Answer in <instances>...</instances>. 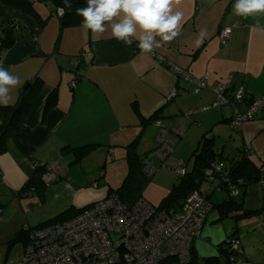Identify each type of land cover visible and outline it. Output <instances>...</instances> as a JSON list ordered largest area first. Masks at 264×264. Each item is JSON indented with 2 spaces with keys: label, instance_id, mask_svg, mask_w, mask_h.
I'll use <instances>...</instances> for the list:
<instances>
[{
  "label": "crops",
  "instance_id": "1",
  "mask_svg": "<svg viewBox=\"0 0 264 264\" xmlns=\"http://www.w3.org/2000/svg\"><path fill=\"white\" fill-rule=\"evenodd\" d=\"M42 3L46 5L44 2L35 3L40 16H34L26 8L0 0V21L14 20L19 23L16 29L17 42L2 53L3 66L21 80L20 86L10 92L9 105L0 106V125L14 116V107L20 101L26 84L35 77L39 78L42 81L41 90L26 119L30 129L29 144L34 147V159L59 163L53 165L61 180H68L67 164L56 155L48 158L46 148L56 146L60 154L65 156L62 149L66 146L78 148L95 143L97 147L84 157L85 162L100 146L107 147L109 152L113 146H126L140 134L141 129L145 131L152 123L141 121L134 105L147 118L165 106L161 122L184 134L174 124L177 123L175 116L211 105L215 100L214 87L219 82L232 78L236 85H244L251 93L264 94V31L261 30L264 29V14L247 19L238 17L233 12L234 0H172L173 11L184 13L180 35L172 41H160L161 46L150 53L142 52L135 44L129 46L117 41L111 36L110 26L99 35L86 30L83 25L67 27L61 30L63 43L65 38L73 39L77 50L67 49V45L62 42L58 47L55 39L61 29L60 21L57 25L58 17L51 15L54 6L40 8ZM43 19L44 26L41 25ZM227 27L232 28V33L227 40L222 41L221 33ZM201 30L206 31V38L197 44ZM79 54L87 56V60L81 64ZM156 55L197 78L208 76V86L196 92L194 87L180 78L172 66L160 62ZM77 76L80 77L78 82ZM176 90V97L170 100ZM52 95L57 100L47 111L46 103ZM228 113L227 109L216 107L187 117L196 116L195 126L202 131L200 138L207 133L214 138L215 148L216 139H219L222 149H216L223 152L224 156L235 154V150L225 153L228 138L233 137L236 150L243 146L257 163H264V110L254 120L244 122L237 130L231 127ZM222 123L226 125L220 128ZM155 125L158 130L157 122ZM129 127L134 131H126ZM117 132L125 134L117 138ZM11 140L8 139V150L0 154V158L9 151L17 156V151L12 150ZM19 151L21 157L18 155L15 161L18 165L27 159ZM54 157L56 160L52 161ZM0 161L5 163V158ZM222 162L226 163L224 160ZM19 170L23 174L18 179L21 186L12 188V192L17 194L30 176L20 166ZM211 182H203L201 188L196 190L209 192ZM214 182L221 181L215 179ZM228 198L226 190H216L210 195L213 208L202 235L195 242L197 256L200 259L217 256L220 264H228L229 258L225 251L227 241L235 236L240 241L245 262L264 264V182L245 188L243 196L238 197L241 198L242 207L222 217L218 206ZM155 206L159 207L160 203ZM70 207L74 209V206ZM180 207L172 206L170 211L174 213ZM245 210H255L256 213L244 216ZM76 213L73 212V215Z\"/></svg>",
  "mask_w": 264,
  "mask_h": 264
},
{
  "label": "built area",
  "instance_id": "2",
  "mask_svg": "<svg viewBox=\"0 0 264 264\" xmlns=\"http://www.w3.org/2000/svg\"><path fill=\"white\" fill-rule=\"evenodd\" d=\"M55 13L62 16L64 9L59 7ZM231 33L232 28H225L221 33L222 41L227 40ZM160 59L163 60L161 56ZM0 63L3 64L1 53ZM174 69L185 73L180 68ZM185 78L192 83L196 92L208 86V76L196 79L185 73ZM175 93L176 91L169 99ZM214 93L212 107L227 109L233 128H241L244 122L254 120L264 110V94L249 95L246 98L248 94L245 86L236 85L232 78L216 84ZM200 111H189L187 114ZM157 126V146L144 159L145 170L149 175L157 171L153 160L160 158L165 162L175 151L179 136L183 135L175 127L170 128L161 121H157ZM29 164L32 169L40 165L35 160H31ZM54 167L49 166V171L42 177L47 184L59 180ZM222 167H226V164L216 157L207 168L206 175L213 179V170H220ZM176 172L184 176L188 169L178 165ZM214 188L215 184L211 182L209 192L194 190L185 198L181 209L174 213L155 206L145 198L138 199L134 204H127L119 196L112 194L83 208L67 220L32 232L30 243L17 264L188 263L194 242L202 235L213 208L209 194ZM231 195L238 196V190L233 189ZM228 242L231 264H250L241 256L239 239L233 236Z\"/></svg>",
  "mask_w": 264,
  "mask_h": 264
},
{
  "label": "trees",
  "instance_id": "3",
  "mask_svg": "<svg viewBox=\"0 0 264 264\" xmlns=\"http://www.w3.org/2000/svg\"><path fill=\"white\" fill-rule=\"evenodd\" d=\"M48 1L50 0H4V2H7L9 4L18 5L20 7L26 8L28 11H31L30 13H32V15L34 16L39 15V13L37 12L35 8V3L44 2L46 4L48 3ZM59 7H63V6L55 3L54 8L52 9L51 15L58 17L60 21L61 30L67 27H75V26L83 25L82 24L83 18L77 14V9L80 7H86V5L74 4L69 7H63L64 14L62 16L55 13ZM43 22H45V19L41 21L42 26H44ZM18 24L19 23L14 20L0 21V53H1V56H2L4 49L12 47L17 42L18 37L16 36V29H17ZM133 44L137 46V43H133ZM82 55L84 54H79L80 64L87 60L85 58H82ZM84 57H87V56H84ZM156 57H158V55H156ZM158 59L160 60V62L166 63L168 64V66L170 65V67L172 66L173 69L174 67H177V66H173L171 63L166 61L164 58L163 60H161L160 56L158 57ZM174 70L176 71V69ZM183 71L190 77L199 79L193 76L192 74H190L188 71H185V70ZM176 72L180 75V78L182 77L183 81H185L191 87L193 86L190 81L186 80L185 73H179L178 71ZM76 78H77L76 81L78 82L80 77L77 76ZM27 84H28V87L23 88L20 101L18 102L17 106L14 107L16 109L14 116H12V118L9 119V121H6V123H2L0 125V154L5 153L8 150V139L12 138L14 142L16 143V146L30 160H35L40 163L38 167H35L32 169L31 171L32 173H30L28 180L25 182L23 188L21 189V191L18 192L17 195L18 197L22 198L25 196H29V194L31 193H34L41 200H44L45 193L48 188V184L43 180L42 177L44 173L49 171L48 167L52 166V164H50L49 162L40 160V159H34L35 158L33 157L34 147L29 144L30 129L26 125V119L28 118L30 112L32 111L34 104L38 98V95L40 93L42 81L39 78L35 77L33 81H30ZM246 93L248 94L245 96L246 98H249V95H252V96L258 95V94L251 93L247 88H246ZM176 95H177V90H176L175 95L171 97L170 100H173L176 97ZM56 100L57 99L54 95L48 98L47 103H46L47 111L50 110L55 105ZM212 104L208 106H211L210 108H216V107H212ZM134 106H135L134 108H135L136 114L139 116L140 120L141 121L146 120V122L148 123L150 122L156 123L157 120L162 119L163 116H161V114L165 108V106H162L156 112H154L150 117L147 118L142 115V113L140 112V110L137 108L136 105ZM204 107H207V106H204ZM190 111H197V110H190ZM202 111L204 110L201 109L200 112ZM188 112L189 111L185 112V116H189L187 114ZM200 112H195L192 115L199 114ZM228 120L230 122L229 118ZM163 124H166V123L163 122ZM143 132H144V129H141L140 134L134 140H132L126 146H124L126 150V158L128 159V162L130 164V169L127 175L125 176L122 184L117 188H114V187L109 188V192L106 197L112 194H115L119 196V198L122 201L126 202L127 204H134L140 198L146 199V197L144 196V191H145L146 186L151 181L154 174L149 175L145 170L144 159L149 154V152H147L143 156L142 159L140 158V155L137 152L139 138ZM184 136H185V133L181 136V138ZM155 141H156V137H155ZM96 147L97 145L95 143L85 144L78 148H71L70 146H66L63 148L62 153L65 154L67 149H71L74 155L79 156L81 160L82 158L90 154L92 151H94ZM216 157H219L220 159L224 160L226 162L224 163L226 164V167H222V169L220 170L214 169L213 179H210L206 175V171H207V168L210 167L211 162ZM191 158L194 159L192 168L188 169V172L186 173V175L181 176L179 181L173 184L171 191L162 199V202L160 203V206H159L160 208H164L170 211L172 209V206L181 205L184 199L191 192H193L196 189H200L203 182L205 181L214 182V180L216 179V180H220L221 182H214L215 188L209 194V196L216 190H226L228 192L229 198L218 206V208L221 211L222 217H225L228 215L230 211L238 210L242 207V203L240 202L241 198L238 199V197L243 196L245 188H247L249 185H252V184L264 182V163H260V164L257 163L252 158V156L247 153V148H243V146H240L237 149V153L233 154L232 156H224L223 152L217 151V149L215 148L214 138L209 137L207 133H204L202 137L200 138V140L198 141L194 151L192 152ZM104 172L105 170H103V173ZM233 189L238 190L239 192L238 196L231 195V193L233 192ZM83 208L73 209V207H70L67 210L59 213L56 217L46 220L44 222H41L35 226L24 225L15 233L13 239L10 240V243L11 245H14L15 242L23 241L24 250H25V247L30 243V235L32 232L44 226L67 220L75 216ZM4 209H5V205L3 206L0 204V215L3 213ZM75 211H77V213L73 215V212ZM255 213H256L255 210H251V211L245 210L243 215L250 216ZM227 244L229 247L228 241H227ZM228 247L225 250L224 247L221 246V249L223 251L224 250L227 251V255L229 258L230 253H229ZM185 264H220V261H219V257L217 256H211V257L200 259L197 256L195 250L193 249L190 262L185 263ZM228 264H231L230 258L228 259Z\"/></svg>",
  "mask_w": 264,
  "mask_h": 264
},
{
  "label": "rangeland",
  "instance_id": "4",
  "mask_svg": "<svg viewBox=\"0 0 264 264\" xmlns=\"http://www.w3.org/2000/svg\"><path fill=\"white\" fill-rule=\"evenodd\" d=\"M46 4L47 5L45 6H55V3L51 0ZM45 6L42 3L40 8ZM56 21L57 25H59V19ZM61 34L60 29L55 39V42L58 43V47L61 46V42L63 43L64 36H61ZM63 44L67 45V49L70 48L71 50H77L76 41L73 39L65 38ZM84 56L85 54L82 55V58L86 59L87 57ZM78 59H80V56ZM204 108L205 107H197L194 108V110H203ZM211 109L214 108L204 110L200 112V114ZM195 117L196 116L190 118L183 113H179L178 116H175V119L179 124H174L185 133V136L182 138L179 136L180 142L176 145L175 151L165 162L160 158H155L153 160V164L157 171L146 186L144 196L155 205H159V203L162 202L161 200L171 191L174 182L176 183L179 181L180 176L176 173V167L182 165L187 169H191L193 166V158H191L192 152L194 151L202 133V131L195 126ZM223 125L226 124L222 123L219 127L221 128ZM126 131L130 132L134 131V129L129 127ZM136 132L138 133V130ZM230 133H233V131L230 130ZM124 134L125 133L123 132H117L116 136L119 138V135L124 136ZM156 134L157 127L155 123L152 122L140 136L137 152L141 159L146 151L156 146ZM233 136H235V134H233ZM228 141L225 153H228L231 150H235L234 153H237L234 138L229 137ZM10 144L12 150L17 151L18 154L16 156L9 151L0 158H5V163L0 161V167L2 170L0 175L2 176L0 178L2 179V182H0V204L5 205V209L0 215V264H17L22 258L24 253V242L18 241L15 242L14 245H11L10 243V240L13 239L15 233L22 226H35L56 216L59 212L69 208L71 205L74 206V208L84 207L95 201L103 200L106 198L109 188H117L122 184L130 169L124 146H113L110 148L111 152L107 151V147L100 146L92 156L85 160V162L83 160L84 158L80 160L79 156L72 155L73 151L71 149H67L65 152L66 155L64 156L60 154V151L56 146H48L46 148L48 158H52V155H56L62 157L61 161L67 164L68 182L66 179H60L48 184L44 200H41L34 193L19 199L17 193L12 192V188H14L13 186H21L18 179L21 175L23 176V174L19 170V166L28 172V175L32 173V167L29 165L30 161L26 155V162L20 165L15 163L17 160L16 157L18 158V155L21 157V152L16 147V143H14L13 140L10 141ZM216 148L218 150L222 149V144L219 142L218 138L216 139ZM51 160L55 161L56 159L54 157V160ZM57 163L52 164L55 165ZM103 170H105V177L103 176ZM96 178L99 179L95 180ZM206 182L208 183V181ZM206 182H204V184ZM68 183L70 184L68 185ZM223 264H225V262Z\"/></svg>",
  "mask_w": 264,
  "mask_h": 264
},
{
  "label": "clouds",
  "instance_id": "5",
  "mask_svg": "<svg viewBox=\"0 0 264 264\" xmlns=\"http://www.w3.org/2000/svg\"><path fill=\"white\" fill-rule=\"evenodd\" d=\"M233 12L245 19L264 14V0H234ZM77 14L86 30L99 35L110 26L113 38L129 46L137 43L144 53L160 47V41L178 37L184 19L182 11H173L172 0H86ZM205 38L206 31L201 30L196 43ZM20 84V78L0 63V106L9 105L11 90Z\"/></svg>",
  "mask_w": 264,
  "mask_h": 264
},
{
  "label": "water",
  "instance_id": "6",
  "mask_svg": "<svg viewBox=\"0 0 264 264\" xmlns=\"http://www.w3.org/2000/svg\"><path fill=\"white\" fill-rule=\"evenodd\" d=\"M59 5H62L63 7H69L71 5H86V0H51ZM28 87V84L25 86V88ZM15 112V111H14Z\"/></svg>",
  "mask_w": 264,
  "mask_h": 264
},
{
  "label": "bare ground",
  "instance_id": "7",
  "mask_svg": "<svg viewBox=\"0 0 264 264\" xmlns=\"http://www.w3.org/2000/svg\"><path fill=\"white\" fill-rule=\"evenodd\" d=\"M51 4H52V3H51ZM62 9H63V7H62ZM227 28H228V27H227ZM224 29H225V28H224ZM157 134H158V130H157ZM157 134H156V136H157ZM156 146H157V142H156ZM155 148H156V147H155ZM155 148H154V149H155ZM152 150H153V149H152ZM152 150H151V151H152ZM176 173H177V172H176ZM177 175H178V174H177ZM179 176H180V175H179ZM180 177H181V176H180ZM184 200H185V199H184ZM183 202H184V201H183ZM183 202H182V204H183ZM182 204H181V206H182ZM157 207H158V206H157ZM180 209H181V207H180ZM165 210H167V209H165ZM167 211L170 212V213H172V212L169 211V210H167ZM195 242H196V241H195ZM195 242H194V245H195ZM194 245H193V249H194V247H195ZM193 249H192V251H193ZM228 249L230 250L229 247H228ZM192 251H191V257H192ZM229 256H230V254H229ZM241 256H242V248H241Z\"/></svg>",
  "mask_w": 264,
  "mask_h": 264
}]
</instances>
